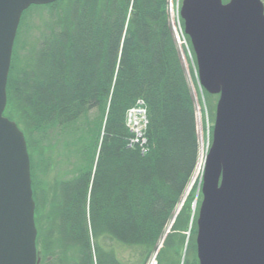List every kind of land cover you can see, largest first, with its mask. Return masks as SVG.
I'll list each match as a JSON object with an SVG mask.
<instances>
[{"label":"trees","instance_id":"obj_1","mask_svg":"<svg viewBox=\"0 0 264 264\" xmlns=\"http://www.w3.org/2000/svg\"><path fill=\"white\" fill-rule=\"evenodd\" d=\"M34 8L44 31L24 55L17 33L4 114L27 140L39 264H150L153 256L199 264L194 192L168 230L199 156L196 101L168 0H57L31 5L22 22ZM204 94L213 122L218 95ZM139 100L146 152L130 144L126 124ZM93 109L101 118L84 135L76 174L41 178L37 145L45 151Z\"/></svg>","mask_w":264,"mask_h":264},{"label":"water","instance_id":"obj_2","mask_svg":"<svg viewBox=\"0 0 264 264\" xmlns=\"http://www.w3.org/2000/svg\"><path fill=\"white\" fill-rule=\"evenodd\" d=\"M55 1L0 0V264H39L27 140L4 112L22 14ZM181 16L199 83L218 95L196 219L199 264H264V1L183 0Z\"/></svg>","mask_w":264,"mask_h":264},{"label":"rangeland","instance_id":"obj_3","mask_svg":"<svg viewBox=\"0 0 264 264\" xmlns=\"http://www.w3.org/2000/svg\"><path fill=\"white\" fill-rule=\"evenodd\" d=\"M181 2L182 0H168V14L174 30V35L178 49L180 51L181 59L186 69L187 78L189 80L196 101L199 156L194 174L187 186V190L177 208V211L181 209L182 205L185 203V200L190 196L191 193L194 192V201L192 207L195 211L197 209L198 212L199 205L202 199V192L200 195L199 191L201 186L200 181L203 173V165L205 163L202 162V159L207 155L208 149L212 142L211 134L214 121L212 122V120L210 119L209 109L204 94V88L199 83L196 58L194 57L190 49V43L187 41L184 35V26L180 15V8L182 4ZM44 24V12H38V10L35 8L30 9L28 12H26L23 22H20V26L17 32L18 41L16 47H18V50L20 51L19 53L24 55V53H26V50L40 39L44 31ZM217 100L218 96L215 98L216 105ZM199 112H201V116H198ZM100 118L101 111L93 109L87 114L83 115L77 123L66 128L64 133L58 139L50 144H47L45 146V151L39 150L40 152L38 153L39 146L37 145L38 149L34 154V157H36V173H38L41 178H44V176L47 177L48 174H50L51 177H56L59 179H65L75 175L77 171V165L78 163H80L79 161L82 157V154H80V149L84 145V135L86 134L87 139L90 138V136L88 135L89 127L93 126L96 120ZM42 148L44 149V145H42ZM42 153L45 155L46 161L51 163V168L49 169V171H47L45 159L44 157H42ZM171 226L172 224H169L168 230ZM155 261L156 260L153 256L150 264H156Z\"/></svg>","mask_w":264,"mask_h":264},{"label":"built area","instance_id":"obj_4","mask_svg":"<svg viewBox=\"0 0 264 264\" xmlns=\"http://www.w3.org/2000/svg\"><path fill=\"white\" fill-rule=\"evenodd\" d=\"M143 101L139 100L137 105L130 108L128 112V125L131 127L134 136L131 139V145H139L143 152L147 151V138L145 136V129L147 126V110L143 105Z\"/></svg>","mask_w":264,"mask_h":264},{"label":"bare ground","instance_id":"obj_5","mask_svg":"<svg viewBox=\"0 0 264 264\" xmlns=\"http://www.w3.org/2000/svg\"><path fill=\"white\" fill-rule=\"evenodd\" d=\"M198 116H201V112L198 113ZM205 157H206V156H205ZM205 157L202 159V162H203V163L205 162V161H203V160H206ZM202 170H203V171L205 170V163H204V165H203V169H202ZM201 186H202V182H201Z\"/></svg>","mask_w":264,"mask_h":264}]
</instances>
